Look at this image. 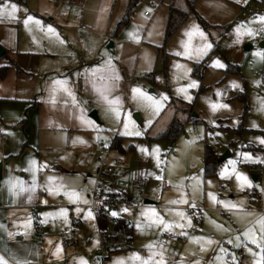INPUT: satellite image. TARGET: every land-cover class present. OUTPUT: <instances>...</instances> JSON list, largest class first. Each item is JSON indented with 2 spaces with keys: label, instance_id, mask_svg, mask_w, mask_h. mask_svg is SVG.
I'll use <instances>...</instances> for the list:
<instances>
[{
  "label": "rangeland",
  "instance_id": "374dc122",
  "mask_svg": "<svg viewBox=\"0 0 264 264\" xmlns=\"http://www.w3.org/2000/svg\"><path fill=\"white\" fill-rule=\"evenodd\" d=\"M67 1L9 0L0 15V46L7 53L5 61L24 72L21 84L28 77L39 83L68 67L72 88L82 86L78 66L84 60L92 66L116 59V45L109 46L116 40L115 25L131 5L122 32L138 35L144 49L151 50L146 72L139 66L132 78L121 82L114 103L104 109L93 103L90 109L100 122L93 120L97 141L117 148L127 160L124 169L115 167L120 190L141 205L133 216L135 247L109 253L107 264H208L210 259L238 264L240 239L262 238L264 233L262 218L234 214L253 209L262 199L264 215V0L240 8L231 0H74L82 3L81 14L78 8L61 13ZM12 4L16 11L9 16ZM172 4L185 11L190 4L192 11L166 39ZM145 11L152 14L150 24ZM29 16L33 19L25 24ZM107 27L106 39L99 37ZM139 57L141 64L146 57ZM216 61L223 67L215 66ZM172 121L183 126L179 135L173 141L159 138ZM206 149L220 160L211 176L203 174ZM236 173L249 184L238 181ZM140 178L150 181L144 199L152 205L143 204L138 195ZM195 218L206 225L204 235L180 251L171 238L188 241L200 232ZM96 236L95 227L84 242L87 247L80 249L84 258L93 259L88 264L97 261ZM206 241L210 247L204 246Z\"/></svg>",
  "mask_w": 264,
  "mask_h": 264
},
{
  "label": "crops",
  "instance_id": "0c3cea01",
  "mask_svg": "<svg viewBox=\"0 0 264 264\" xmlns=\"http://www.w3.org/2000/svg\"><path fill=\"white\" fill-rule=\"evenodd\" d=\"M231 1V5L239 8L251 2ZM73 8H78L80 14L83 11L82 3L68 0L61 13H70ZM145 13L144 20L150 24L148 18L152 14L145 16ZM123 17L115 25L113 35L116 40L109 46L116 45L115 60H103L90 66L80 58L84 60L78 66L82 86L72 88L68 67L60 73L47 75L39 83L28 77L21 84L20 74L24 72L11 61L9 64L1 61L0 68L10 66L4 77H0V132L3 138L2 142L0 138V259L5 264H81V261L88 264L92 259L90 256L84 258L80 250L97 226L89 209L88 195L94 184L92 175L97 168L94 157L100 141H97L95 124L88 115L93 103L102 109L106 104L114 103L119 91L117 87L132 78L141 68L139 66H144L141 70L146 72L151 51L144 49L138 35L122 32L120 22ZM102 31L97 35L106 39L109 28ZM141 54L146 59L143 58L140 64ZM102 124L105 125L104 121ZM124 160L122 169L127 164L126 158ZM121 172L123 177L127 173L126 169ZM253 206V209L247 207L246 212L234 214L255 216L264 222V215H260L262 199ZM35 221L46 235L43 242L32 237ZM72 223L78 224L76 245L65 248L60 236ZM134 226L135 223L133 238ZM201 226V231L188 241L176 243L180 251H185L193 244L192 240L204 235L206 225L201 222ZM246 228L244 225L240 229ZM240 240L243 241L239 246L241 252L236 254L240 258L238 264H256V261L264 264V233L262 238ZM204 246L210 247L211 243L206 241ZM95 260L97 264L96 257ZM207 262L216 264L212 259Z\"/></svg>",
  "mask_w": 264,
  "mask_h": 264
},
{
  "label": "built area",
  "instance_id": "2783aa9c",
  "mask_svg": "<svg viewBox=\"0 0 264 264\" xmlns=\"http://www.w3.org/2000/svg\"><path fill=\"white\" fill-rule=\"evenodd\" d=\"M149 14L150 12H146L145 16ZM80 89L83 90L84 88L81 87ZM0 138L2 142L1 132ZM106 145L102 140L98 143V153L94 157L98 167L93 174L94 184L88 195L90 212L94 214L97 220L99 244L97 264H107V258L111 252H123L134 247V210L141 206L134 205L133 200L127 196L125 190L123 188L120 190L115 167L123 166L125 160L120 150ZM149 183L147 178L137 180V192L142 199L146 197L144 188ZM113 212L116 215H112ZM199 224L200 221L195 218L194 225L198 226ZM77 226V223H72L68 230L61 234V242L65 248L75 247V239L78 234ZM32 237L39 242H43L46 237L42 226L36 221L32 227ZM163 238L169 240L171 235H164ZM171 239L185 243L184 239L180 237ZM224 247L229 249L227 245ZM240 252L241 249L237 250V254Z\"/></svg>",
  "mask_w": 264,
  "mask_h": 264
},
{
  "label": "trees",
  "instance_id": "16d2710c",
  "mask_svg": "<svg viewBox=\"0 0 264 264\" xmlns=\"http://www.w3.org/2000/svg\"><path fill=\"white\" fill-rule=\"evenodd\" d=\"M131 3L133 2V4H136V0H131ZM135 5H131L127 8V12L125 13L123 19L121 20V24H126L128 22V20L131 17V13H132V7H134ZM169 14L167 17V22H166V35L165 38L168 39L170 38L175 32L176 30L179 28V26L186 20L187 16L189 15V13L192 11L190 4H189V9L188 11L182 10V9H177L175 8L173 5H169ZM200 20V19H199ZM123 22V23H122ZM200 22H202L200 20ZM6 51L4 52V54L0 57V61L7 63L6 60ZM10 66H4L0 68V77L3 78L5 72L7 71V69H9ZM185 111V109H184ZM183 126L177 122V121H172L167 127L166 130L159 133V138H163V139H170V140H174L180 133V131L182 130ZM118 141V138H116L114 140V146L117 145L115 144V142ZM217 159L218 157L215 155L214 152H212L210 149H206L204 157H203V174L204 176H211L215 174V169H216V165L217 163Z\"/></svg>",
  "mask_w": 264,
  "mask_h": 264
},
{
  "label": "snow or ice",
  "instance_id": "6c2138e0",
  "mask_svg": "<svg viewBox=\"0 0 264 264\" xmlns=\"http://www.w3.org/2000/svg\"><path fill=\"white\" fill-rule=\"evenodd\" d=\"M8 5H9V0H3V3H0V15H3V14L5 13V11H7ZM15 11H16V5H15V4H12V5L10 6V11H8L7 14H8L9 16H12V14H13ZM32 19H33V18H32L31 16L27 17V19L25 20V24H27L28 21H29V20H32ZM260 19H261V20H264V17H261ZM37 23H39V22L37 21ZM48 31L52 32V31H54V30H53L51 27H49ZM189 35H191V33H189ZM200 35L203 36V33H200ZM205 47H210V45H206ZM214 64H215V66H217V67H223V65L220 64L218 61L214 62ZM214 107H215V106H214ZM224 107H227V106L224 105ZM136 134L138 135L139 133H136ZM262 142H264V141H262ZM245 156H247V153H245ZM236 178H237L238 181H242V182L245 183V184H249V181H248L247 177H246V176H243V175L240 174V173H236ZM89 215H90V213H89ZM112 215H116V213L113 212ZM181 215H182V214H181ZM165 227H167V225H165ZM252 242L255 243L256 241L253 240ZM57 251H59V246H57ZM253 255H258V254L253 253ZM0 264H5V262H4L2 259H0ZM81 264H84V262L81 261ZM145 264H147V261H145ZM256 264H260V261H256Z\"/></svg>",
  "mask_w": 264,
  "mask_h": 264
},
{
  "label": "water",
  "instance_id": "95a60500",
  "mask_svg": "<svg viewBox=\"0 0 264 264\" xmlns=\"http://www.w3.org/2000/svg\"><path fill=\"white\" fill-rule=\"evenodd\" d=\"M260 46L264 47V41H262V42L260 43ZM4 52H5L4 48H3L2 46H0V57L4 54ZM88 117H90V118H91L92 120H94L95 122L99 123V120H98V118H97V113H96L95 111L90 112L89 115H88ZM133 118H134V119H137V120H141V119H139V116H138L137 114H135V115L133 116ZM219 161H220V160H217V162H219ZM143 203H144L145 205H152V202H150L149 200H146V199L143 201Z\"/></svg>",
  "mask_w": 264,
  "mask_h": 264
}]
</instances>
